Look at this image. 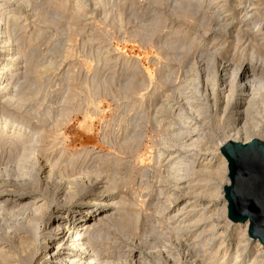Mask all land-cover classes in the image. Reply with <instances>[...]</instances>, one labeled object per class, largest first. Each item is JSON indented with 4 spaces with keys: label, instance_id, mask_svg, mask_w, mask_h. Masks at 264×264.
Segmentation results:
<instances>
[{
    "label": "rangeland",
    "instance_id": "374dc122",
    "mask_svg": "<svg viewBox=\"0 0 264 264\" xmlns=\"http://www.w3.org/2000/svg\"><path fill=\"white\" fill-rule=\"evenodd\" d=\"M195 1L201 7L191 16L173 0H0L2 24L9 27L7 38L4 33L0 38V55L6 58L0 57L6 83L0 87V198L7 189H14L35 198L29 210L40 208V214L27 211L14 218L13 228L6 230L14 234V242L31 231L40 239L35 244L38 248L42 240L33 235L35 229L39 234L48 232L46 223L57 213L71 216L74 222L84 197L90 196L98 203L103 199L119 202L120 214L139 215L137 229L127 230L128 234L141 236L146 229L158 228L156 234L164 238L158 247L165 253H180L185 243L193 244L191 239L200 230L194 251L209 258L220 242L213 234L220 235L225 229L223 243L232 245L231 253L240 246L239 264H262L252 245L231 235L234 224L221 217L217 192L223 178L218 170V145L228 140L232 124L226 117L220 120L219 106L212 107L217 96L212 93L220 87L207 84L204 68L210 58L214 70L229 56L235 64L240 58L250 61L251 56L264 60V29L259 34L245 23L248 28H243L237 42L238 23L243 20L237 10L239 0ZM250 4L258 8L259 16L264 13V0ZM4 41L8 43L3 46ZM194 76L197 83L192 84ZM193 92L196 102L188 101ZM200 109L207 114L200 115ZM31 130L41 134L28 167L36 164L24 177L11 169L12 145L20 148L16 139ZM239 138L242 142L244 136ZM256 139L264 142V134ZM50 164L53 173L46 180L48 169H43ZM68 186L73 192L67 193ZM2 200L0 206L8 213L12 206ZM183 204L186 208L177 219L186 225L165 224L171 211ZM177 226V232L172 230ZM104 229L111 233L109 244L119 239L110 225ZM0 233L5 231L0 229ZM174 234L181 237L175 239ZM237 239L241 245H236ZM0 257L4 259L5 254ZM1 258L4 264L6 259ZM220 258L216 257L215 264L222 262ZM36 262L33 257L32 264Z\"/></svg>",
    "mask_w": 264,
    "mask_h": 264
},
{
    "label": "bare ground",
    "instance_id": "6f19581e",
    "mask_svg": "<svg viewBox=\"0 0 264 264\" xmlns=\"http://www.w3.org/2000/svg\"><path fill=\"white\" fill-rule=\"evenodd\" d=\"M173 1H174V4L176 5V7L181 9L185 15H191L192 16L195 13L198 14V7L199 8L201 7L200 6L201 3L199 1H195V0H185V1L173 0ZM250 2L252 3L253 0H239V7H237V10L239 9L238 12L243 13V20L241 19L240 23H238L239 24L238 25L239 28L237 30L238 35H236V37H235V40L237 42H239V40H238L239 35L244 32L243 28H246V27L248 28V25L254 27V29H257V33L259 32V34L264 29V13L261 16H259L260 14L258 12V8H256V9H255V7L251 8ZM245 3H249L248 7H246V6L241 7L240 6V5H244ZM255 5L256 4H252V6H255ZM2 8H3V5L0 4V12L2 11L1 10ZM232 12H234V14H236L235 12H237V11L235 10ZM228 14H229V11H228ZM256 17H258V18H256ZM3 20H4V18L1 17V15H0V38H1V35L3 33L5 34V33H8V31H9V27H5L2 24ZM229 21H231V19ZM245 23H249V24L247 25ZM5 35L7 38V34H5ZM260 36H262V35H260ZM9 38H11V37H9ZM261 41H263V38L261 39ZM7 43L8 42H5V41H4V43L1 42V44H3V46L6 45ZM5 47L7 48V46H5ZM235 48H236V46H235ZM8 49L9 48H7V50ZM213 49H212V51H214ZM4 54H6V51H4ZM205 54H203V55H205ZM13 55H11V57L7 61H11L12 57H14ZM213 55H214V53L211 56H213ZM4 56L5 55H3V54L0 55L1 58H3ZM234 56H232V57L234 58ZM229 57H226L224 60H222L221 65L216 70L213 69L212 58H210L209 60L207 59L208 60L207 65H205L206 67L204 68V69H206L205 70L206 73H204V74H205V78H206L205 80H206L207 84H209V86H211L212 88H215L217 86L220 87L219 92L217 91L218 93H215L216 91H214V94H213L212 93L213 89H211V91H210L212 93V96H215L217 94V96H215L216 99L213 100V103H212L213 106L212 107H214V109H216L219 106L221 109L220 120H223V118L226 117L229 119V121L232 124L231 128L229 129L228 140L225 141L224 143L218 145L219 150L229 141L237 143L238 138L241 136H244L242 142H241V138H239V143L242 145H246V144L250 143L252 141V139H255L259 142L264 143L263 141H261L263 139H261V140L256 139V136L258 134H261V133L264 134V128H263V124H264V60H261V59L256 60L254 56H251L250 61L244 62L241 60L242 58H240L239 63L235 64L236 62L234 63V59H230ZM5 59L6 58L4 57V60ZM179 61H180V59H179ZM6 73H8V71ZM3 75H4V71L1 68L0 69V87H1V85L6 84V83H3L5 81V79H3ZM193 78L194 79L191 80L192 84L197 83L196 82L197 81L196 76H194ZM189 80H190V78H189ZM187 82H188V80H187ZM179 88H181V85ZM192 91H195V90H192ZM186 92H187V90L185 91V93ZM196 95H197V93L193 92V96H191V98H189L188 101L191 99L194 102H196L198 100ZM199 99H201V98H199ZM198 102H200V101H198ZM204 105H206V104H204ZM16 106L18 107V106H20V104L16 105ZM189 106H190V104H189ZM202 107H204V106H202ZM205 107H206L205 109H207V105ZM180 111H181V109H180ZM200 112H202V114H200V115L207 114V112L204 111V109H200ZM7 124L6 123L4 124L3 129L7 127ZM187 124H184V125H187ZM21 129H23V128H21ZM20 131L21 130L19 129L17 135L21 134ZM40 132H41L40 130H34V131L31 130L29 132V135L23 133V135L21 137L16 139L21 144L20 148L14 149L15 146L12 145L13 160H10V161H13L12 162L13 164L11 163L13 166H11V169L13 168V170H15L17 175L22 176L24 174V172H26L29 168H32V169L34 168L36 163H34L33 166L31 165L28 167V162H30V160L32 162L34 145L37 143L36 140L40 138V134H41ZM179 132H181V131H179ZM185 133H188V132L185 131ZM176 134H178V133L176 132ZM0 140H1V138H0ZM16 140H13V141H16ZM218 152H219L218 156H219V161H220V168L218 170L220 172H222V178L223 179L220 177L222 179V184L220 185V187L218 189L217 197L219 198L218 200L221 201V203H220L221 204V206H220L221 217L225 221L228 220L229 222H231L227 218V201L224 198V192H223L224 186L229 185V179L227 176V172H228L227 162H226L225 158L223 157V155L221 154V150ZM179 160H180V158H179ZM6 162L4 163V165L6 164ZM178 163H177V166H179ZM1 164H0V166H1ZM173 166H174V164H173ZM170 167H171V165H170ZM43 170L44 171L47 170L44 175L47 176L46 180H47V178L49 179L53 173L52 165L50 164L48 167H46ZM5 172H10V171L5 170L3 173H5ZM3 176H4V174H3ZM24 177H25V174H24ZM27 179H28V177H27ZM93 180H92V184L95 182V180H94V182H93ZM116 181H117V179H116ZM8 182H10V181H8ZM15 183L13 184L14 186H15ZM23 184H26V183H23ZM73 184H74V182H73ZM20 185H21V183H20ZM111 185H113L112 182H111ZM115 185H117V184H115ZM4 186H6V185H4ZM18 187H19V185H18ZM64 188L65 187H63V189ZM114 188H113V190L115 191L117 187L115 189ZM4 189L6 190L7 188H4ZM65 189L69 190L67 193H69L71 191L73 192V187H71V186H68ZM109 189H111V188H109ZM7 190L8 191H5L4 192L5 194L3 196H1V198H0V200L4 199L1 202H3L4 204L9 203L12 206V208L10 210H8V213L5 211V209H3V207L5 208L4 205H3V207L0 206V224H1L0 229H2L3 232L5 231V233H3V234L0 233V254H3V253L5 254L4 259H6V261L3 262L4 264H9L8 262H11L12 264H18L19 262L25 263V264H32L33 257L36 259L37 264H169V263L170 264L171 263L172 264H215L217 262L216 257H218V256H221L220 259L222 260V262H220V264H225L226 260L229 258H231V260L233 259L232 264H239V259H241V256L239 255L240 250L238 249L240 246L235 248L236 250L234 251V253H231L233 251L232 245L228 244L229 246H226L223 243L225 233H227V230H225V229L221 230L220 235H218L217 232H215L213 234V236H215L217 239H219L220 242H219L218 248L214 252V255L210 256L209 258L204 257V256H198V255H196L197 251H194L195 246L198 244L197 239H195V238L201 237V233H199V232H201L200 230L198 231V233H195V238L191 239L193 244L190 243L191 244L190 245L189 243L184 242L185 243L184 247L180 248V253H178L179 250L177 251L178 254L176 252L174 253L173 251L172 252L166 251V253L163 251H160L159 250L160 247H158V245H159L158 242L159 241L162 242V239L164 240V238H163V236H160V234H158V235L156 234V230L158 228L157 229L155 228L156 230L154 229V231H153V228H152V230H149V231H147L148 229H146L145 233L141 234V236H138V235L134 236V235H132V233L128 234L127 230L130 229L131 231H133L137 227V225L139 223V219H140L139 215H137L136 213H135V215L134 214H132V215L131 214H120L121 211H119V208H118L119 202L114 203L113 199L112 200L111 199H103V200H101L100 203H98V202H96V200L94 198H92L90 196L84 197L83 200L85 201V203L83 205V208L79 209L78 214L73 218L74 222H72V223L70 222L71 216L70 217L65 216L64 213H62V214L57 213L54 218L53 217L50 218L49 221L46 223V226H48L47 227L48 232L45 231V232H42V234H39V232H37V229H35V234H33V235H37L38 238H40V236H41V240H42V242L40 243L38 248L35 247V244L40 239H38V240L35 239L34 236L31 235V231L28 233L24 232L23 233L24 235L21 236L20 238L18 237L19 235H17L16 237H18V239H17V242L15 240V242H16L15 243L14 238L12 237V235L14 236V234L11 233L12 235L10 236L9 234L6 233V230L9 229L10 226H12V228H13L14 222H15L14 218H16V217L18 218L20 216H23L24 214L27 213V211H32L29 209L31 206L33 207V205L36 204L35 203L36 201H35V198L33 196L27 197V196L19 195V192H16L14 189H10V190L7 189ZM33 190L36 191V189H34V186H33ZM98 193H100L102 195L105 192L101 191ZM94 195H95V193H94ZM108 195H110V193ZM95 196H97V195H95ZM8 199H12L13 201H9ZM29 200H31V202ZM116 201H118V200H116ZM168 202H169V199H168ZM51 203L53 204V202H51ZM6 206H8V205H6ZM185 208H186V206L184 205V207H182L181 209L178 208V209L172 210L171 213L173 212V215L168 219L166 217L167 223H165V224L170 225L171 223L172 224L176 223L175 225L178 224V226H181V227H182V224L186 225V222L184 223L183 221H179L177 219L179 214ZM111 209L115 210V213H113L111 211ZM39 211H40V208H34L32 213L34 212V215H35V213L37 214ZM218 211H219V209H218ZM2 212H4V213H2ZM163 212H164V210H163ZM38 214H40V212ZM1 216L3 218H1ZM72 216H73V214H72ZM182 217H183V215H182ZM179 219H181V218H179ZM199 219H201V218H199ZM199 219L198 220L195 219V222H197L198 224H200ZM35 220L37 222V219H35ZM150 221H152V220H150ZM172 221H176V222L173 223ZM18 222H20V220H18ZM157 222H156V224H157ZM187 222H189V221H187ZM200 222L202 223L203 221H200ZM23 223H24V221H23ZM233 224L234 225L230 231L232 233L231 235L233 237L234 236L238 237L241 241L244 240V243H248V244L252 245L253 249L255 250L256 256L260 259L259 262L264 264V245H262L257 239H252L251 237H249V235H248V226H249L248 221H246L244 223H233ZM109 225H110V227L113 228V231L115 233H118L120 235L119 239H112L113 241L115 240L113 244H109V241H110L109 236H111V233L108 230L104 229V228H108ZM151 225L152 224H150V226ZM31 226H33V225H31ZM178 226L176 228H173L172 230L175 229L174 231H176V229H178ZM147 228H149V227H147ZM163 230H165V229H163ZM188 231H186V235L191 234ZM140 233H142V232H140ZM174 236H175V239H177L176 237H178L179 235L174 234ZM183 236H185V235H183ZM183 236L181 239H183ZM192 236L194 237V234ZM179 237H181V236H179ZM239 239H237V242H235L236 245L240 244ZM119 240H122L121 244H118ZM1 242H3L4 244H7V247H4L5 245L3 246V243H1ZM128 242H130L131 244H128ZM34 247L37 248L35 251L33 250ZM201 247H203V246H201ZM198 248L199 247H197V249ZM161 249H163V248L161 247ZM30 253L32 254L31 256L29 255ZM2 259L3 258H1V260ZM240 263H241V261H240Z\"/></svg>",
    "mask_w": 264,
    "mask_h": 264
},
{
    "label": "water",
    "instance_id": "95a60500",
    "mask_svg": "<svg viewBox=\"0 0 264 264\" xmlns=\"http://www.w3.org/2000/svg\"><path fill=\"white\" fill-rule=\"evenodd\" d=\"M227 162L229 185L224 186L227 218L248 221V235L264 245V143L229 141L221 149Z\"/></svg>",
    "mask_w": 264,
    "mask_h": 264
}]
</instances>
